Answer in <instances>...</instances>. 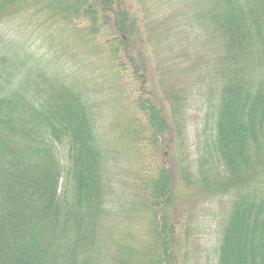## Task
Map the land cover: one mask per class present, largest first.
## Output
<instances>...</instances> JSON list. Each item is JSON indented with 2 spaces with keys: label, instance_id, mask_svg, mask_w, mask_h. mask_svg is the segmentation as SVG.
I'll return each instance as SVG.
<instances>
[{
  "label": "trees",
  "instance_id": "16d2710c",
  "mask_svg": "<svg viewBox=\"0 0 264 264\" xmlns=\"http://www.w3.org/2000/svg\"><path fill=\"white\" fill-rule=\"evenodd\" d=\"M166 2L164 24L202 32L215 54L188 88L161 70L162 34L137 0H0V264H186L184 187L230 197L215 264H264V0ZM56 28H72L60 50ZM73 52L107 61V80ZM195 91L207 108L192 159ZM119 155L134 165L127 208ZM133 214L141 239L123 231Z\"/></svg>",
  "mask_w": 264,
  "mask_h": 264
},
{
  "label": "rangeland",
  "instance_id": "374dc122",
  "mask_svg": "<svg viewBox=\"0 0 264 264\" xmlns=\"http://www.w3.org/2000/svg\"><path fill=\"white\" fill-rule=\"evenodd\" d=\"M137 1L141 3L146 12L152 17L155 30L162 34L160 41L162 46L158 52V56L161 70L163 69L165 71L166 78L170 79L171 83L174 82L179 87L188 88L198 83L202 79L205 63L207 64L215 55L207 43L205 34L200 32L198 35L183 36L179 31L176 32L175 28L177 26L183 28V21H177V23H174L176 24L175 26H173L172 23L170 25L164 24L170 14L174 13V10L167 5L166 0ZM165 27L170 28L171 31H165L163 29ZM71 30L72 28H56L48 32H51L50 35L52 38H50L53 39L56 50L60 48L57 44H66V42H70L72 35ZM35 36H37V34L27 32L17 38L24 43L26 42L27 45L30 44L33 46V43L38 41ZM166 44H168V46ZM85 48L86 47L80 45L78 51L86 52ZM41 54L48 55L46 50L42 51ZM66 54L69 53L66 51ZM74 56L76 59H73V61L78 62L77 69L85 70L87 76L90 77L89 79H92V81L96 79L97 81L107 80V73L110 72L108 71L109 67H105L107 61L105 62L100 57H92L91 55L88 57L84 55L85 59H83L82 56L76 55L73 52L70 57L73 58ZM62 59L64 60L65 58ZM73 65L74 63L71 62V66ZM109 105L110 104L103 106V109H106L105 113L109 110L110 113L112 112ZM206 108L207 106L203 104L199 92L195 91L186 123V145L192 159H196L199 155L198 148L202 140L201 135L205 124L204 116L206 114ZM112 120L113 118L109 117L104 120V123L109 126ZM108 131L110 133L111 129H108ZM118 157L119 158L116 157L114 161V163H116L115 185L122 198V200L118 201V205H124L127 208L129 204H126L125 200H130L132 197L131 192L134 191L135 186L134 165L133 162H130L124 155H119ZM230 201L229 196L218 195L204 197L194 191V187L183 188L179 197L178 210L181 212L180 215L182 218L189 217L191 225L189 243L186 247L188 251L186 264L216 263L215 250L218 239L220 238V222L224 219L230 207ZM122 226L124 232L131 233L136 239H141L146 231L145 223L134 214L132 218H127Z\"/></svg>",
  "mask_w": 264,
  "mask_h": 264
}]
</instances>
